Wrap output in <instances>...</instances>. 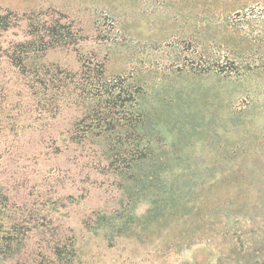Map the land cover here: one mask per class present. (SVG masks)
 Returning <instances> with one entry per match:
<instances>
[{
  "label": "rangeland",
  "instance_id": "rangeland-1",
  "mask_svg": "<svg viewBox=\"0 0 264 264\" xmlns=\"http://www.w3.org/2000/svg\"><path fill=\"white\" fill-rule=\"evenodd\" d=\"M0 6L17 12L55 10L74 20L83 35L81 52L96 53L108 75L126 76L142 88L141 106L149 115L146 126L166 145L162 151L207 160L221 150V140L237 139L229 122L233 113L251 96L264 103L262 87L254 89L258 82L262 85L261 75L234 83L204 72L200 52H195L202 45L189 38L195 25L206 21L212 35L254 42L253 54L264 66V0L239 8L240 14H222L218 0L210 6L204 0H0ZM42 61L73 71L81 67L80 55L67 48L49 50ZM13 89L4 100V113L10 116L0 117V248L11 238L19 242L20 255L25 254L10 263L215 261L216 254L204 244L173 245L181 229L173 220H145L150 194L124 203L127 197L117 177L94 163L97 157L89 151L96 147L94 138L84 146L69 141L76 112L63 105L55 118H40L35 108L39 112L43 106L37 97L28 89L21 94ZM24 94L26 102L16 103ZM246 114L259 128L249 126L241 135L264 126V109L251 108ZM162 173L164 179L169 176L168 170ZM99 210L113 216L112 225L95 228ZM58 245L69 252L67 257L73 254L72 261L55 259Z\"/></svg>",
  "mask_w": 264,
  "mask_h": 264
},
{
  "label": "trees",
  "instance_id": "trees-1",
  "mask_svg": "<svg viewBox=\"0 0 264 264\" xmlns=\"http://www.w3.org/2000/svg\"><path fill=\"white\" fill-rule=\"evenodd\" d=\"M213 1L204 3L210 6ZM218 1L222 14L232 10L237 14L239 8L256 0ZM192 16L189 12V18ZM189 38L202 45L195 52H200L204 72L234 83L261 75L262 85L258 82L254 89L262 87L264 94V66L253 54L254 42L245 44L212 35L206 21L195 25ZM81 40L83 35L74 20L59 11L17 12L0 6V117L10 116L4 113L8 105L4 100L14 87L19 88V94L28 89L31 97H37L43 106L39 112L35 108L40 118L46 114L55 118L63 105L67 106L76 112L70 122L69 141L84 146L94 138L96 147L89 149L97 157L94 163L117 177L118 188L127 197L124 203L129 205L135 198L150 194L145 220H173L181 227L173 245L182 243L190 248L204 244L216 254L212 264H264V126L241 135L249 126L259 128L245 117L251 108L264 109V103L253 95L235 111L234 121L229 122L236 128L237 139L232 143L221 140V150L207 160L162 151L166 145L146 126L149 115L141 106L142 88L126 76L108 75L105 62L96 53L81 52ZM57 48L77 51L80 69L42 61L49 50ZM24 98L28 96L24 94L16 103L21 104ZM164 170L169 172L166 179ZM96 214V229L112 225L113 216L106 211ZM16 244L7 239L0 248V264H12L10 260L24 256ZM53 253L57 261H72L73 254L67 257L69 252L61 245ZM193 264L203 263L197 260Z\"/></svg>",
  "mask_w": 264,
  "mask_h": 264
}]
</instances>
